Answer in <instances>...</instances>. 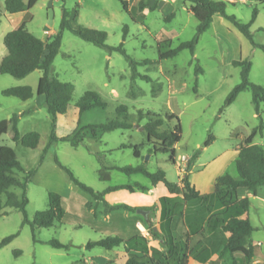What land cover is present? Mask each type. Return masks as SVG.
Masks as SVG:
<instances>
[{"label": "rangeland", "instance_id": "rangeland-1", "mask_svg": "<svg viewBox=\"0 0 264 264\" xmlns=\"http://www.w3.org/2000/svg\"><path fill=\"white\" fill-rule=\"evenodd\" d=\"M124 1L130 7L137 5L139 0ZM155 1L156 9H148L153 4L150 1L143 11L142 23H136L117 0H38L22 17L6 13L4 0H0V60L6 55L4 36L23 20L27 21L26 30L30 34L46 42L58 32L62 8H65L69 13L71 28L104 31L107 34L106 47L116 48L123 44L126 55L140 63L135 71L138 77L132 78L130 64L121 53L96 47L68 31L62 33L60 49L53 60L50 74L61 82L72 84L73 94L66 113L57 117L56 137L70 135L76 127L78 114L75 104L86 91L97 93L105 107L85 112L80 118L79 128L116 120V108L119 106L127 109L125 118L120 117L119 120L132 126L130 129L101 134L98 131H82L84 140L78 147H72L67 142L50 141L51 116L43 97L36 95L42 71L35 70L20 79L0 74V121L16 115L20 136L29 132H36L40 136L38 147L33 150L12 141L10 126L6 135L0 137V146L10 147L23 168L17 177L22 179L31 172L26 189L27 219L32 222L38 211L48 208L47 195L50 192L61 196L65 211L61 222L47 229L32 230L31 226L22 225L20 212L5 209L6 214L0 216V241L11 235L16 236L0 248V264H123L125 256L121 257L123 253L119 251L128 247V242L112 251L100 247L86 249L85 246L87 242L107 236H119L126 241V231L129 235L140 234L146 237L150 245L162 249L161 239L149 235L140 214L115 211L111 218L106 219L108 214L104 212L103 202L110 205L132 204L133 198L139 197L149 205L155 197L168 194L165 186L159 184L153 188L142 175L127 176L114 170L108 171V181H101L98 178L101 165L108 168L144 163L149 172L161 170L169 182L179 183L185 175L188 161L196 155L189 171V181L197 191L202 192L207 184L213 183L219 176L227 174L238 179L234 152L260 122L262 131L256 134L253 143L264 152V105L259 108V119L251 93L245 90L232 104L224 107L226 97L240 83V68L234 67L232 61L249 60V81L264 88V52L254 48L228 20L216 14L210 29L199 36L193 55L182 51L174 58L159 61L157 43L168 38L172 41L171 47L175 48L180 42L190 41L195 35L197 21L186 0ZM227 1L226 15L249 25L253 42L264 46V0ZM254 9L257 14L253 19ZM172 13L174 16L165 20ZM124 27L127 33L123 41ZM197 65L202 73L196 74ZM19 86H29L33 97L21 101L2 96L4 89ZM139 111L159 115L163 119L170 114L177 117L181 137L174 146L175 164L169 160L168 154L148 151L151 145L147 143L142 130L147 118L140 120ZM166 124L171 128L176 124V119ZM209 136L212 141L203 147ZM134 146L140 152L138 159L133 156ZM57 163L69 169L81 184L94 193H102V201L75 186ZM137 185L146 190L139 189ZM118 186H128L133 193L127 189L110 190ZM13 191L18 193L17 190ZM241 196L250 200V224L254 229L250 239L257 248L254 264H263L264 186L258 189L256 197L245 193ZM206 202L205 211L219 208L214 197H209ZM182 212L172 219L171 226L175 240L187 242L186 251L179 253L186 254V264H192L194 260L201 261V264H245L239 255L225 254L218 258L222 247V237L219 235L205 234L202 239L194 240L196 245L191 248L186 237L187 222ZM126 215L131 218L126 220ZM147 216L150 226L158 231L154 214ZM51 240L58 241L66 248H52L46 244ZM15 251L20 254L14 255Z\"/></svg>", "mask_w": 264, "mask_h": 264}, {"label": "trees", "instance_id": "trees-1", "mask_svg": "<svg viewBox=\"0 0 264 264\" xmlns=\"http://www.w3.org/2000/svg\"><path fill=\"white\" fill-rule=\"evenodd\" d=\"M37 1L4 0V11L10 15L22 12L26 15ZM117 1L130 16L131 20L136 23H142L143 11L147 9L150 1H153L152 6L148 7L150 11L156 9L157 6L155 0H139L137 5L130 7L124 0ZM186 1L190 3V11L197 21L195 35L190 41L180 42L175 48L171 47V39L165 38L160 40L157 43L159 61L174 58L182 51H188L193 55L199 36L210 29L213 16L216 14L228 20L250 41L254 48H258L264 52L263 45H258L253 42L249 25L241 24L235 17L226 15L227 0H219L217 2L212 0ZM256 14L257 10L254 9L253 19L256 17ZM173 16L174 14L172 13L165 20H169ZM68 19L69 13L65 8H62V19L59 30L46 42L36 38L26 30V20H23L14 30L8 32L3 38L6 55L0 60V74L20 79L35 70L42 71V75L38 79L36 95L43 97L46 109L51 116L50 141L67 142L72 147H78L84 140V137L81 135L82 131L88 130L91 133L98 131L101 134L117 129H130L132 126L124 120H119L120 117L122 119L125 118L127 114L126 107L119 106L116 108V120L79 128L80 118L85 112L95 108L105 107L104 101L97 93L86 91L75 104L78 114L76 127L70 135L56 137L55 125L57 117L66 113L73 94L72 84L61 82L50 74L53 60L60 49L62 33L68 31L72 35L96 47L107 48L110 51L121 53L130 64L132 78L138 77L135 71L137 65L140 63L135 62L126 55L123 44H120L116 48L106 47L105 41L107 34L104 31L85 27L73 29L70 27ZM123 31L122 38L124 41L127 33L126 27H124ZM148 62L145 61L144 63ZM231 64L234 67L240 68V83L230 91L224 101V107L232 104L242 91L249 90L255 114L260 119L259 108L261 105H264V88L249 81L250 61L247 59L238 60L232 61ZM199 73H202V69L197 65L196 74ZM141 78L148 80L147 77ZM1 94L2 96L17 98L21 101H27L33 97V91L29 86L7 88ZM143 117L147 118V122L142 130L146 134L147 143L151 145L148 151L153 154H168L169 160L175 164L174 146L179 142L181 137V128L177 117L174 114H170L165 115L163 119L159 115L150 113L143 114L139 111V119L141 120ZM173 119H176V124L169 128L166 122ZM17 123L18 118L16 115H13L9 120H1L0 137L6 135L8 127L10 126L13 132V142L20 143L21 146L32 150L36 149L39 144V134L29 132L20 136L17 130ZM262 127V123L260 122L259 126L254 128L250 135L237 147V157L234 163L238 179H234L227 174L219 176L213 183L206 185L202 193L197 191L189 181V171L196 155L188 161L184 169L185 175L180 179L179 183L169 182L161 170L149 172L144 163L135 166H112L108 168L101 165L98 171V178L101 181H108L110 179L108 171L114 170L127 176L142 175L150 181L153 188L159 184L165 186L168 194L156 197L155 202L149 205L141 201L139 197H134L132 204L110 205L103 202L104 212L106 214H111L115 211L137 214V210L145 211L147 215L153 213V217L157 220L158 231H154V227L150 226V219L147 215L142 217V219L147 225L149 235L153 238L159 237L161 239L162 249L150 245L146 237L140 234H132L126 241L119 236H107L97 241L87 242L85 248L92 249L94 247H100L106 251H112L113 249H118L124 242H128L129 246L125 247L123 252L119 251L127 256L124 264H186V254L180 255L179 253L186 251L187 242L176 241L171 226L172 219L183 210V218H185L188 227L186 237H188L191 243V248H194L196 245L194 240L202 239L205 234L209 236L219 235L222 237V247L218 254L219 259L225 254H230L232 256L240 255L246 263L251 262L256 250L250 239L254 230L250 224V200L246 196H241V194L245 193L256 197L258 189L264 186V152L259 145L253 143L256 134L261 133ZM211 141L212 137L209 136L203 147H207ZM132 149L133 156L136 159L140 158L138 147L134 146ZM99 162L101 163L100 159ZM57 164L65 171L69 180L75 186L90 194L96 200L102 201V193H94L90 188L81 184L69 169L61 166L59 163ZM21 172H23V168L14 151L6 145L0 146V216L6 214L4 210L7 208L17 210L22 214V225H29L32 230L35 228L47 229L52 227L56 222H61L65 215L62 198L54 192H50L47 195L48 208L43 211H38L34 215L32 222L28 221L25 211L28 204L26 189L31 172L26 173V176L22 179L17 177V174ZM137 187L146 190V188L140 185H137ZM118 189H127L130 193H133V189L128 186H118L110 190L114 191ZM13 190H17L18 193ZM209 197H214L218 202L219 208L217 210L209 211V208L206 211L204 210ZM198 212L200 214H197ZM15 236L11 235L1 240L0 248L10 243ZM46 244L55 249L66 248V246L56 240H51ZM19 254V251L14 252L16 256ZM194 259L197 258L194 257ZM201 263L199 260L192 262V264Z\"/></svg>", "mask_w": 264, "mask_h": 264}, {"label": "crops", "instance_id": "crops-1", "mask_svg": "<svg viewBox=\"0 0 264 264\" xmlns=\"http://www.w3.org/2000/svg\"><path fill=\"white\" fill-rule=\"evenodd\" d=\"M132 5V4H131ZM132 6H135V5H132ZM23 14H24V12H22V13H17V14H13V15H11V16H17V15H19L20 17H22L23 16ZM20 25V24H19ZM235 155H236V157H237V149L235 150ZM208 185V184H207ZM206 187V186H205ZM204 187V188H205ZM195 188V187H194ZM204 190V189H203ZM200 193H202L201 191H199ZM156 198V197H155ZM155 202V199L153 200V201H151L149 204H152V203H154ZM112 214V213H111ZM111 214H108L106 217V219H108V218H111ZM123 214H126V212H124ZM128 214V213H127ZM131 217H128L127 215H126V220H129ZM186 229V228H185ZM127 233H126V237H127V239L129 238V232L128 231H126ZM253 244V243H252ZM253 246L255 247V250H256V252H257V248H256V246L253 244ZM121 252H123V251H121ZM123 255L125 256V259H123L122 260V263L124 264L125 263V261H126V258H127V256L125 255V254H122V256L121 257H123ZM234 256V255H233ZM240 256V255H239ZM240 258H241V256H240ZM255 258H256V253H255V256H254V258L251 260V262H248V263H246V262H244L242 259V261L245 263V264H254V263H256V260H255ZM107 261V263H109L108 261L109 260H106ZM205 264H207V262H205Z\"/></svg>", "mask_w": 264, "mask_h": 264}, {"label": "water", "instance_id": "water-1", "mask_svg": "<svg viewBox=\"0 0 264 264\" xmlns=\"http://www.w3.org/2000/svg\"><path fill=\"white\" fill-rule=\"evenodd\" d=\"M136 213H137V214H140L142 217H145V216L147 215V212L142 211V210H137ZM153 230L155 231L156 228L154 227Z\"/></svg>", "mask_w": 264, "mask_h": 264}]
</instances>
